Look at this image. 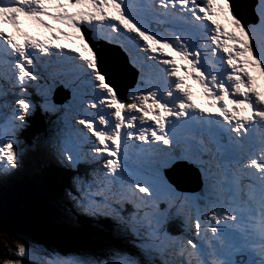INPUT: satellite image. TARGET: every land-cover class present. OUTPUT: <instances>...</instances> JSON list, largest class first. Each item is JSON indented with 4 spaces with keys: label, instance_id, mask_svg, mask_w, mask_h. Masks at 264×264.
Instances as JSON below:
<instances>
[{
    "label": "rangeland",
    "instance_id": "374dc122",
    "mask_svg": "<svg viewBox=\"0 0 264 264\" xmlns=\"http://www.w3.org/2000/svg\"><path fill=\"white\" fill-rule=\"evenodd\" d=\"M26 1L23 3L24 14L22 15L25 19V23H23L20 28H15L9 25L6 20L7 17L4 19L3 16L4 10L10 14V10L18 5L19 2L17 0H0V40L2 42V40L4 41V38L13 37L14 32H17L23 40V55L27 58L29 69L32 70L31 72L22 71L20 79H16L14 72L15 69H12L13 71L11 74L6 70L8 64L5 65L3 62L8 58V54L7 51L2 48V52H0V69L5 72V74L2 76L0 74V181L11 176L14 177L16 173L22 171H25L26 173L31 171V173H33V170L38 168L33 167V169H30L28 166H25V169L21 168L19 171H16L18 168L13 166V161L17 158L16 152L20 151L21 146L23 147V145H26L23 144L24 137L22 132L18 130L20 122L24 121L29 110L34 108L33 101L27 98L31 97V91L35 89L39 90L38 95L49 94L50 96L46 82L49 83L51 77L44 73V71H47L48 69H42L39 64H36V59H29L32 52H35L33 51L35 46H43V49L46 50L42 51L41 54L49 55V58L54 64L59 63L58 59L61 57L65 59L60 60L59 66L50 65V69L55 79L66 78L72 79L75 82L82 78L80 81L81 85L73 90L72 95L68 99L69 103L73 106L65 105V101L62 104L58 103L51 95L48 102L53 103L56 106L51 105L46 108L51 109V114L54 115V119H58L64 115H67L71 119H76V115L93 114L92 118L85 116V118H82L81 120L77 119L80 122L84 121L89 123L88 126L92 129H99V131L95 133L96 143L91 145V149H93L94 154L105 153L112 157L113 161H116L115 155H118L119 146H122L123 137L129 136L127 128L133 126V121L138 118V114L141 113L138 108L139 104L141 103L145 105L147 112L157 111L161 116L167 111L165 100L169 93L170 96L177 98V100H174L169 104L168 108L169 113H174L173 115H176L173 110H175L174 108L178 107L182 102L179 93L181 92V88L180 86H177V84H181V81L186 79L189 82V90H191L199 85L198 78L200 76H203L205 85H208L213 84L219 78L218 75L223 72L222 68L225 63L224 60L228 58V47L223 45L221 37H219L220 31L222 30L221 24L228 29L230 27L229 25H231L232 31L243 35L247 28L243 26L245 23L232 13L228 0H210L217 8L214 13L216 15L218 14L219 22L216 21L214 16L207 17L204 12L203 15L205 20L201 18L198 22H194L191 14L185 16V12L190 9H195L190 0H177V3L186 9L183 8L180 10L182 11L180 13L181 16L174 14L172 10H168L169 14L173 16L176 15L173 18L170 15L166 16V14H162L160 11L161 9L157 8L154 4L155 0H149V2H151L150 4L148 3V0H43L44 6L46 7L45 10H42L43 12L37 11L38 8L36 5L41 3L38 0H30L34 4L31 2L26 3ZM141 2H145L146 6L151 8V13L154 17H149L151 22L148 24L146 23L143 13L139 12L135 6V4L140 6ZM262 3L264 4V0H251V3H249V6L253 8L251 16L254 17L255 22H252L249 25L248 32H255V35L259 40H262V34H260L258 30L254 31V27H258L261 23H264ZM180 11L177 10V12ZM158 14L161 23L155 20V18L158 17ZM22 17L17 15L15 20H19ZM175 18L182 20H179L182 25L174 23L173 25L175 27H171L170 23H172ZM186 20L192 21L201 27L193 30L186 23H183ZM251 25L253 26L251 27ZM261 26L264 29V24ZM176 27L180 28L177 29ZM128 28L132 29L135 33L141 32L149 42V47L146 48L142 46V48H140L139 45V48H137V45H129L127 48L129 51L133 50L135 52L134 54L141 53L139 56L144 60L142 69L145 74L143 75L144 81H139L141 84H136L135 88L129 89L130 91L128 90V96L134 98L132 100L133 103H125V105H123L122 101L116 96L114 89L106 83L105 78L101 74V65L97 63V53L92 46H95V41L100 42L104 39L103 33L105 30H107L105 31L106 38L117 42L118 44H122V41L116 36L126 38V30H128ZM203 29H206V32H200ZM87 32L89 33V36L87 35ZM196 32L200 33L198 34ZM130 34L134 38L133 33L130 32ZM69 37L73 39L72 44L76 47H65L67 46V38ZM187 44L190 45L188 46ZM145 45L148 44L146 43ZM251 46L254 51L258 52L257 59L262 72L264 73V52L257 43H252ZM47 48H56L55 56H53L52 53L50 55L48 52L50 50H47ZM118 49L120 50V48ZM81 50L85 52L86 56L83 54V56H81ZM186 51L187 53H185ZM206 55H208V58ZM37 59L40 63L49 64L45 57L40 54L37 56ZM136 59L134 56L130 57L131 63L139 68L141 66V61L139 59L136 61ZM72 61L80 63L81 65L73 70L63 71V68L72 64ZM53 67L60 68L55 72ZM129 70L132 72L130 67L126 68L124 71L127 73ZM136 71L137 70H134L139 79L142 76ZM207 78H211V80ZM23 79L29 87L28 90L27 87L21 86L25 84ZM61 84L68 87H71L72 85L71 82ZM201 85L203 86V84ZM68 87L62 88L68 91ZM176 87L178 89L177 92L172 90ZM22 89L25 90L22 91ZM204 89L206 92H209L207 88L204 87ZM127 101L130 100L128 99ZM134 102L136 104H134ZM12 111L13 113H10ZM250 111L251 110H248L244 115H248L249 118L252 119L253 114L250 113ZM100 122L103 123V125L100 124ZM138 122V119H136V123ZM231 122L233 123L232 120ZM227 124H229V121ZM71 127L76 128L75 124H72ZM60 129H63V133L54 135L53 133L55 130L51 127H47L49 133L46 137H42L29 144L32 148L26 149V151L30 150V154L26 157V160L30 162V164L42 165L45 163V160L47 159L46 149L50 143H55L57 146L51 144L48 147V156L53 155L55 159H57V157L61 158V161L59 159L57 160L63 162V158L58 148H61V152H63L62 155L67 160L70 158V155L72 158H74L73 156H76L77 148L68 137L69 128L65 126ZM60 129L57 128V132L60 131ZM221 132L225 133L227 139H230L228 133L219 129L216 126L215 121L209 117V115L205 116L203 131L205 135H202L197 131L200 135L199 138L194 139L189 137L188 141H190L191 146L182 143L181 150L184 151L183 156L186 158V161H190L198 166H201L202 163L204 164L203 160H207L208 155L212 156L215 164H211V167L209 166V168H207V172L209 173V177L214 179V188L210 189V187L204 183V169L202 171V173L204 172L203 188L206 195L210 196L209 199L206 198L207 200L212 202L216 198L219 201H223V207H225L228 203V201H225L227 199L225 195L231 190V188L224 181V178L219 176V172L217 171L220 170L217 161L222 165V158L217 159V157H214L213 153L215 144L219 143L221 140ZM179 133H181V131ZM233 136L236 137V135ZM207 137L209 138L207 139ZM75 138L80 145H83V134L81 131H78L75 134ZM202 139L207 143L208 147V151H206L205 155L204 149L201 150L200 140ZM87 140L92 141V139ZM12 144H15V151H13V148H10ZM221 145L224 146L223 143H221ZM242 145L243 147H238L236 151L246 159L244 156L245 146L244 144ZM53 149H57L56 152H53ZM124 153H126V151ZM105 154L93 157L84 152L82 153V156L89 158V160L93 162L99 156H104L103 159H105ZM201 157L203 160L200 159ZM120 160L123 162L126 172L121 173L118 168H116V171L123 174V176L120 174L121 177H117L118 179L114 180L116 172L113 168L107 169L103 172L101 171L103 175L107 173V176L104 177L92 173L94 174V177L89 178V184L83 185L79 183L77 184V182L75 183L77 184V190L74 192L79 194L76 200L78 204L75 202L73 193L67 192V196L73 200L74 207L79 214L93 213V211L95 213H103L102 211H105L103 208L108 211L116 210V204L119 201L121 204L129 201L131 204L133 203L136 205L134 208H139V211L141 209L142 211H140L139 214H134L132 217H130L132 213L131 209H126L127 214L130 215V218H126L129 219L127 231L132 235L133 242H124L126 245L124 251H115L109 257L108 254L106 255L107 258L104 260L100 257L95 258L92 254L84 253L80 250H77L80 257L76 255L62 254L46 255L42 252H38V242L31 239L27 234L13 230L14 233H11L8 229H0V264H16V262H19L22 258H29L37 264H144L145 260L143 257H146V255H141V250L138 249L141 244L147 246L148 250L150 248V254L153 253V251H151V245H154V252L159 254L166 264H170L166 261L167 259L172 261L171 264H187L184 259L174 258L175 250L178 245H182L190 251L192 248L197 249L198 244L196 243V240H198L201 233L203 240H208V231L200 229L202 228V225L206 223V216L209 214L208 210L195 203L196 201L192 197L178 196L175 193L174 188L171 190V186L164 181L163 174L167 172L164 168L150 167L149 169L153 177V182L158 185L151 184L149 181L148 184L144 183L143 185H140L132 174L136 167L131 165L128 161H124L123 159ZM17 162L21 163V160ZM104 163L107 164L106 161ZM111 166H114V164ZM127 173L132 175L126 177ZM139 174L142 175L141 173ZM223 174L225 175V172ZM117 186L121 188H117ZM84 187L86 189H84ZM134 190L139 193V196L135 199L133 197V195L135 196ZM145 199H149L153 202V204L151 202L152 205L150 208H147L148 206H146L147 203ZM96 206H101L103 208L101 210V208L99 209ZM60 209L64 210L66 208L62 206ZM211 209H213L212 206ZM61 210L59 215L54 219L55 222L61 227L72 230L76 226V224L75 226H71L76 219L75 215L73 213H63ZM210 211H212V218L213 211H217V219H220L221 221L226 219L221 215V209ZM230 211H232V209H229L227 213H230ZM47 212L51 216V212L48 210ZM187 212H190L191 214L188 215ZM179 213L182 214L185 222V233L180 236L175 234V236H172L171 234L168 235L166 231V222L171 216L178 215ZM62 214L65 215L60 218ZM230 215L234 218L233 214ZM215 222L217 221L214 220V222H210V219L207 216L205 228L208 230L215 228L216 230L218 225H211V223L215 224ZM140 227H146L141 230L143 231V237L152 238L143 240L139 233ZM96 229L97 234H102L97 239H92L90 235H80L75 230L74 235L62 237L58 241L72 250H76L74 249L76 245L82 246V239L93 242L97 240L106 242L121 241L119 234L117 237H109L105 235V231L101 228L96 227ZM218 229L221 231V227H218ZM117 230L118 228L116 227L115 231ZM216 232L214 231V233ZM163 235L166 236V239H164L161 244L159 240H161L160 237ZM156 237L159 238V240ZM207 246L210 250L208 251V257L199 254L200 256H203L202 263L215 264V260L218 259L215 254L220 253L215 252L212 249L213 245L208 243ZM144 252L146 251L144 250ZM191 253L195 254V251L192 250ZM148 259L153 264H155V262L157 264H162L160 258L153 259L152 257H148ZM196 264L201 263L197 261ZM220 264L231 263L222 262L220 260Z\"/></svg>",
    "mask_w": 264,
    "mask_h": 264
},
{
    "label": "clouds",
    "instance_id": "9594fccd",
    "mask_svg": "<svg viewBox=\"0 0 264 264\" xmlns=\"http://www.w3.org/2000/svg\"><path fill=\"white\" fill-rule=\"evenodd\" d=\"M228 1L230 3V10L232 11V2L230 0H228ZM135 6L139 12L143 13L145 20H146V23L147 24L150 23L151 19L146 14V12L143 11L142 7H140L139 5H135ZM252 12H253L252 7L247 6L246 8H244V14L248 17V23H245L240 17H238L236 15L235 12L232 11V13H234L241 21H243L245 23V24H243V26L247 27L246 30L244 31V35L239 33L238 36L243 37L246 40V43L250 49V52L253 54L254 58L256 59V63H257V65H256L257 66V73L256 74H257L258 80L249 78V77L242 74V75H240L234 79H225V80H222V81L217 82L215 84L213 83V84L205 85L203 79H201L200 81L198 80L199 85L196 88L189 90L188 80L183 79L181 81V84H177V86H180V88H181L180 99L182 102L179 104L178 107L175 108V110H173V111H175L176 115H173V113H169V110H168L169 104L172 103L174 100H177V98L170 96L169 93H168L166 100H165L167 111L164 114H162L161 116L158 114L157 111L147 112L145 105L140 103L139 106L138 105L137 106H138L139 110L141 111V115L138 116V118H136L140 122V125H139V127L137 126L136 119H135L133 121V123H134L133 126L127 128L129 136L123 137L122 146H119L118 155L117 156L115 155L116 161H118L119 156L123 159V154L125 151L130 152L134 148L138 147L140 141L139 140L138 141H132V139L135 136L141 138L143 141V147H145L147 150H149L152 153L158 152L161 149V144H166V142H167V144L172 145V143H169L168 141H164L163 139L165 138V139L174 140V137L172 136V132L174 134H178V132H180V131H178L177 128H182L181 133L185 136L184 139H182L180 141L185 142V143H190V141H188L189 137L196 138V137L200 136L199 133H197V131H199L202 135H205L203 133L204 125H205V116H208V115H209V117H211L215 121V124L219 129L224 130L228 133V136H230L231 131L234 129L242 130L244 125L250 126V124H251L250 118L248 115H244V113H246V111H248V109L254 108L255 104H257V105L264 104V79H263L264 77L262 78V74H263L262 69H261V66H260L258 59H257L258 52L254 51L252 46H251L252 43H257L258 45H260L262 51L264 52V29L262 28V26L261 27H254V31L258 30L259 33L262 34V40H259L256 37L255 32H253V33L248 32L249 25L252 22H255L254 17L251 16ZM263 22H264V20H263ZM263 24L264 23H261L260 25H263ZM229 26H230L229 29H232L231 25H229ZM46 31H47V29H46ZM105 31H107V30H105ZM105 31L103 33V38L106 39L107 41L102 39L100 42L96 41V43H94L95 46H92V44H91V46L93 47V49L97 53L96 55H99V52L104 54L105 46H107L108 48L109 47L120 48V50L118 48L117 49L124 55V57L126 59L127 68L130 67L132 69V72L130 70L127 72V75L129 77V79L131 80V82H134V85L131 86L129 89L135 88L136 84H141V83H139V81H141V82L144 81L142 79L143 75L145 74L143 72L144 70L142 69L143 64H144V60H142L139 56V55H141V53L140 54H134L135 52L133 50L129 51L127 48L129 47V45H133V46L137 45V48H139V45H140V48H142V46L148 48L149 42L145 39V37L143 36V34L141 32L135 33L130 28H128V30H126V38L116 36L115 34H113L109 31L111 34H113L114 36H116L118 39H120L122 41V44H118L117 42L111 41L110 39L106 38ZM129 31H131L133 33V35L135 36L134 38L128 36ZM87 35L89 36L88 32H87ZM142 38H143V40H142ZM146 43L148 45H145ZM8 52L13 54V50H11V49H8ZM131 56L137 57L141 61V66L139 68L135 67L131 63V61H130ZM59 65H60V63L54 64V66H59ZM45 69H48V70L47 71L45 70L44 73H46V75H50V77H51V80H49V83L46 82L48 85L50 96L52 95L54 100L58 103L62 104L65 101L64 102L65 105L73 106L71 103H69L68 99L72 95L73 90L77 89L81 85V82L80 81L74 82L72 79H66V78L65 79H60V78L55 79L54 75L50 69V66L46 67ZM100 69H101V74L105 78L106 83L109 86H111L109 84V77L105 73V71L103 70L102 65H101ZM22 70L27 71V72L32 71L31 69H29V67L26 63L22 64ZM134 70H137L138 73L142 77H140L138 79ZM1 71L2 70L0 69V74H1ZM136 78H137V80H136ZM24 82H25L24 85L27 86V90H28L29 87L26 84L25 80H24ZM68 82L72 83L71 87L64 86L61 84V83H68ZM201 84H203V86ZM62 87H68V91H66ZM204 87L207 88L209 90V92H206ZM172 90L177 92L178 89L176 87ZM114 91H115V89H114ZM129 91L125 94V97L117 94V92L115 91L116 96L122 101L123 105H125V103L128 99L130 101H132L134 99V98H131L128 96ZM38 92H39L38 89L31 91V97L27 98V99L33 101L34 108L32 110H29V113L26 114L25 120L20 122V127L18 128V130H20L22 132V135L24 137L23 144H26V145H23V147L21 146L20 151L16 152L17 158L13 161V164H14L13 166L18 168L16 171H19L21 168L25 169V166H28L30 169H33V167H38V168H35L33 170V173H31V171H29L28 173H26L25 171H22L20 173H16V175L14 177L11 176L9 178H4L2 181H0V188L14 187L19 183L18 181H21L22 179L27 178V176L36 177L37 179H39L40 181H42L44 183V181L39 178V176L41 174L39 172V170L43 169L45 166L51 167V168H53V170H50L49 172L44 173L42 175H46V176H48V178H52L57 183H61V184L63 183V181L65 182V180H68V179H72V182H74L64 192V196L66 197L64 199L65 200L64 203L66 204V206H68L72 210L73 214L76 215V219H79V218L87 215L90 217L87 224L91 223L94 226V228L95 227L100 228V226H101L100 223H102V221L103 222L106 221L109 225H111V227L113 229H115L116 226L113 224V223H115V221L113 219H126L128 217H124V216H130L127 214V211L125 209H121L120 207L116 206L117 207L116 210L108 211L102 207L103 210H105V211H103L104 215L106 217H109L112 219H108V218L105 219L100 214V212L95 213L94 211H93V213L79 214V212H77L75 207H74L73 200L67 196V192L72 193L73 191L77 190V187L75 185L76 182L80 183V180L82 178H87V177H89L90 174L96 173L95 168L99 172V175L102 176V172L107 170V169H111V165L114 162L112 157H110L109 155H107L105 153H101V154L106 155L105 159L101 160V164L100 163H93L89 160V158L82 156V153H84V152L87 155L93 156V157L101 155V154H94L93 149H91V145L96 143L95 133L98 132L99 129H96V130L92 129L88 126L89 123H86L84 121L80 122L77 120V119L81 120L82 118H85V116L92 118L93 114H91V115H76V119H71L67 115H64L63 117H60L58 119H54V115L51 114V112H52L51 109H48L46 107L51 106V105L52 106H56V105L48 102V100L50 98L49 94L48 95H38ZM256 92H258V93L256 94ZM35 97H42L43 101H44L43 102L44 103L43 109L48 110V114H46L44 111H41L40 115H38L39 117L42 118L43 123H44V128L39 133V136L33 135V133L30 132L29 128H28L31 126V123H33L32 120L35 119L33 116V112L38 113L36 111V105H38V103H37L38 101L35 100ZM135 99H137V98H135ZM134 104H136V103L134 102ZM158 104H160V103H158ZM206 109H207V111H206ZM144 111H145V113H144ZM10 113H13V111ZM231 120L233 121V123L231 122ZM228 121H229L230 125L227 124ZM47 123H49V124H47ZM45 124H47V125H45ZM72 124H75L76 128H72L71 127ZM100 124L103 125V123H101V122H100ZM187 124H189V125H187ZM65 126H67L69 128V131H68L69 139L72 140V142L74 143V145L77 148V154H76V156H73L74 158H72L70 155L71 159L69 158L67 160L65 157H63V155H62L63 152H61V148L59 149L58 147L57 148H58V150H59V152L63 158V162H60L57 159H55L53 157V155L48 156V154H49L48 153V147L51 144L55 145V143H50L46 149L47 159L45 160L44 164L34 165V164H30V162H28L26 160V157H28L30 154L29 153L30 150L26 151V149L32 148V146H29V144H31L34 141H37L38 139H40L42 137H46L49 133V131L47 130V127L53 128L55 130V132L53 134L57 135L58 133H63V129H60V128L61 127L64 128ZM57 128H59L60 131L57 132ZM195 129H196V131H195ZM78 131H81L83 134V145H80L79 142L75 138V134ZM25 133L28 135H24ZM221 133H223V132H221ZM34 136H36V138L33 140ZM208 138L209 137H207V139ZM87 139H92V141H89ZM14 146H15V144H12L10 146V148H13V151H15ZM55 146H57V145H55ZM256 147H258V145H256ZM207 151H208V149H207ZM168 155H169V150L167 152V156ZM170 157H171V154H170ZM20 160H21V163H18L17 161H20ZM70 160L72 163L70 162ZM165 160H167V161L166 162L165 161H159L154 165H148V166L156 167V168L161 167L167 171L163 174L164 181L166 183H168L169 186H171V190H173V188H174L175 193L178 196H186V197L190 196V197H192L196 201L195 203H197L202 208H206L208 210L209 214L211 212L210 210L221 209V208L216 207L209 200H207L210 198V196L206 195V193L204 191L203 173H202V170L200 169V167L198 165H195L189 161H186L184 159L183 155L179 156L176 161H174L173 158H170V159L166 158ZM105 161L107 162V164L104 163ZM83 167L87 168L84 175H82V168ZM193 168H195L200 174V177H201L200 189L197 190L196 193H192V191H190V190H179L177 188V186L173 183V181H171L170 174H171V176H174V177L179 176L181 179H183L185 181V183L187 185H190L191 179H190L189 171ZM122 172H126L125 169L121 170V173ZM238 172L240 173L241 171L239 170ZM121 173L116 172V177L114 178V180L118 179L117 177H121V175H120ZM139 173H141L142 175H140ZM132 174L135 176L136 181H138L140 185H143L144 183L148 184V181L151 184L158 185L157 183L153 182V177H152V174L150 173L149 170L144 169L142 172H134L133 171ZM132 174L127 173L126 177H129ZM105 175L107 176V173ZM52 187H59V186L53 185ZM45 188H46V186H45ZM117 188H121V187L117 186ZM55 189H57V188H55ZM3 190H5V189H3ZM46 191L49 193V198H50L48 200V203L53 207L54 203H52L51 194L47 189H46ZM0 192H1V189H0ZM122 204L124 205V207H126V209H131V203L129 201L123 202ZM62 206L65 207L63 204H59V207H62ZM211 206L213 207V209H211ZM49 211L51 212V217L53 219H55L58 216L57 213L53 212L52 208H49ZM171 211H173V210H171ZM61 212L72 214V212H70L67 208L64 210H61ZM115 212H117V213H115ZM216 212L217 211H213V220H220V219H217ZM117 214H119V215H117ZM120 216H123V217H120ZM207 216H206V223H207ZM180 217H182V219ZM169 220H177L181 225V231L177 232L174 228H169L167 226L166 231H167L168 235L169 234H173V235L175 234V235L180 236V235L185 233V222H184V219H183V216L181 213H179L178 215L171 216L168 219V221ZM168 221L166 222V224L168 223ZM149 226H146V227H149ZM146 227H144V228H146ZM0 229H8L11 233H14L13 232L14 230L12 231V229L7 228L3 224L0 225ZM200 229L204 230L205 224L202 225V228H200ZM262 229L264 230V223H262ZM206 230L208 231V233H207L208 240L204 241L202 233H201L198 237V240H196V243L198 244L197 249H194V248L191 249V251L192 250L195 251L197 259H199V256H200V255H197V253H196L197 251L199 252V254L206 256V252H207L206 243L211 239L210 235H213L210 230H208V229H206ZM100 235L101 234L96 235V237H94L92 239H97ZM150 238H152V237H146L147 240ZM157 239L159 240V238H157ZM160 239L161 240H159V242L163 243V240L166 239V236L163 235L162 237H160ZM82 246H88L92 249L102 250L103 253L105 254L103 257H100L102 260L107 258L106 255H108V254H109L108 255V257H109L115 251H124L125 250V246H123L121 243L115 244L112 242H106V241H102V240H97V241L93 242V241H87V240L82 239ZM38 247H39L38 252L39 253L42 252L46 255L64 254V253L68 252L69 255H74V256L76 255V256L80 257L79 253L77 252V249L73 250L71 252V251L67 250L68 247H65L62 245H60V247H45L42 244L38 243ZM149 251H150V248H149ZM151 251H153V252L155 251L154 245H151ZM133 252H135V251H133ZM155 254H157V253H155ZM157 255H159V254H157ZM202 255H201V257H203ZM231 260L234 262H241L242 261V259L239 257V255L235 252L234 249H232ZM202 261H203V258H202V260L199 259V263L204 264V263H202ZM16 264H37V263L34 262L33 260L29 259V258H22L19 262H16ZM144 264H149V262H147L145 260Z\"/></svg>",
    "mask_w": 264,
    "mask_h": 264
},
{
    "label": "water",
    "instance_id": "95a60500",
    "mask_svg": "<svg viewBox=\"0 0 264 264\" xmlns=\"http://www.w3.org/2000/svg\"><path fill=\"white\" fill-rule=\"evenodd\" d=\"M232 11L236 13L245 23L248 17L244 14V8L249 6L251 0H230ZM102 53L99 52V55ZM104 55L111 58L114 66L125 70L126 59L124 55L113 47L105 46ZM109 77V84L115 89L117 94L125 97L129 86L125 81H117L111 84L108 69L102 66ZM134 82H132V86ZM191 184L187 185L179 176L174 177L170 174V179L179 190H190L196 193L201 187V177L199 172L193 168L189 171ZM14 187L0 188V225L3 224L19 233L27 234L31 239L45 247H68L58 240L65 236L74 235L73 230L59 226L47 212L52 206L48 203L49 193L46 191L42 181L33 176L18 181ZM5 189V190H3ZM74 249L84 253L92 254L94 257H103L105 254L100 249H92L88 246L76 245Z\"/></svg>",
    "mask_w": 264,
    "mask_h": 264
},
{
    "label": "bare ground",
    "instance_id": "6f19581e",
    "mask_svg": "<svg viewBox=\"0 0 264 264\" xmlns=\"http://www.w3.org/2000/svg\"><path fill=\"white\" fill-rule=\"evenodd\" d=\"M39 2H41L39 5L37 4L36 5V7L38 8L37 9V11H42V10H45V6H44V3H43V0H38ZM177 1V0H176ZM218 1V0H217ZM29 2H31L30 0H28V1H26V3H29ZM36 2V1H35ZM32 3V2H31ZM148 3L150 4L151 2H149V0H148ZM217 3V2H216ZM32 4H34V3H32ZM52 4V3H51ZM222 4V3H221ZM184 5V4H183ZM51 6V5H50ZM36 7H35V9H36ZM148 7V6H147ZM51 8V7H50ZM150 10H151V8L150 7H148ZM52 9V8H51ZM262 9H263V12H264V4L262 3ZM50 11V10H49ZM43 12V11H42ZM47 12V11H46ZM51 12V11H50ZM261 13V12H260ZM166 16H168L167 14H166ZM222 16V15H221ZM263 16H264V14H263ZM178 17V16H177ZM224 17V16H223ZM227 19V18H226ZM180 19H178V18H175L174 19V21L172 22V23H170V24H174L175 22H177V21H179ZM180 21H182V20H180ZM183 23H186L189 27H191L193 30H196V29H199L201 26L200 25H196V24H193V22L192 21H188V20H186V21H184ZM214 26V25H213ZM172 27V26H171ZM234 29V28H233ZM185 30V29H184ZM137 31V30H136ZM214 31V30H213ZM212 31V32H213ZM130 32L131 31H129V33H128V36L129 37H132L133 38V36L130 34ZM169 32V31H168ZM171 32V31H170ZM187 32V31H186ZM196 33H198L199 34V32H196ZM214 33H215V31H214ZM218 34V33H217ZM171 36V35H170ZM216 36V35H215ZM135 37V36H134ZM172 37V36H171ZM219 37H220V35H219ZM218 37V38H219ZM170 38V37H169ZM209 38V37H208ZM143 40V39H142ZM173 40V39H172ZM212 40H214V39H212ZM67 41H68V43H67V46H65V47H67V48H69V47H76L75 45H73L72 44V41H73V39L72 38H67ZM214 43V42H213ZM174 44V43H173ZM181 44V43H180ZM188 45V44H187ZM190 45V44H189ZM188 45V46H189ZM215 46V45H214ZM213 46V47H214ZM0 47H1V45H0ZM191 47V46H190ZM210 47V46H209ZM216 47V46H215ZM214 47V48H215ZM219 47V46H218ZM217 47V48H218ZM41 49H43V46H41L40 47ZM187 48H189V47H187ZM186 48V49H187ZM64 49V48H63ZM199 49V48H198ZM211 49V48H210ZM224 49V48H223ZM189 50V49H188ZM213 50V49H212ZM214 51V50H213ZM218 51V50H217ZM74 52V51H73ZM80 53H81V56H83V55H85V52L84 51H80ZM185 53H187V51L185 52ZM222 53V52H221ZM83 54V55H82ZM195 55V54H194ZM86 56V55H85ZM207 56V58H208V55H206ZM78 57V56H77ZM80 57V56H79ZM97 57V63L99 64V65H102V66H105L107 69H108V72H109V75H110V81H111V84H115L117 81H126V83L129 85V86H132V82H131V80L129 79V77H128V75H127V73L123 70V69H121L120 67H118V66H114L113 65V63H114V61L111 59V58H109L107 55H104V54H101V55H97L96 56ZM198 57V56H197ZM76 58V57H75ZM135 59H136V57H134ZM138 59V58H137ZM137 59H136V61H137ZM139 61V60H138ZM225 61V60H224ZM81 64L80 63H77V62H75V61H72V64H70L68 67H66V68H63L64 70L63 71H69V70H73L74 68H76L77 66H80ZM3 66V65H2ZM60 67H53V70L55 71V72H57L58 71V69H59ZM207 68V67H206ZM205 70V69H204ZM216 70V69H215ZM203 71V70H202ZM203 73V72H202ZM263 73V72H262ZM212 74V73H211ZM213 77V76H212ZM262 77H264V73H263V76ZM4 78V77H3ZM215 78V77H214ZM207 79H210L211 80V78H207ZM216 79V78H215ZM205 80V79H204ZM209 80V81H210ZM169 81V80H168ZM213 81V80H212ZM205 84V83H204ZM180 93V92H179ZM174 94H176V93H174ZM5 98H7V97H5ZM8 99V98H7ZM133 103V102H132ZM176 104V103H175ZM165 107V106H164ZM175 107V106H174ZM162 108V107H161ZM176 108V107H175ZM174 108V109H175ZM171 109V108H170ZM159 110V109H158ZM167 110V109H166ZM171 112V111H170ZM174 114V113H173ZM139 116L141 115V113H139L138 114ZM138 124V126L140 125V122H138L137 123ZM239 135L242 137V133L240 132L239 133ZM236 137H237V135H236ZM220 143V142H219ZM200 144H201V150L202 149H204V155L206 154V151H207V149H208V147H207V143L206 142H204L203 141V139L202 140H200ZM217 144V143H216ZM240 147H243V145L241 144L240 145ZM56 150L57 149H53L52 151L53 152H56ZM48 153H49V150H48ZM202 156H203V154H202ZM104 158V156H99L95 161H93V163H100L101 164V160ZM204 158V157H203ZM207 160H203L202 159V157L200 158V159H202L203 160V162H204V164L202 163V165L200 166V168H201V170L203 171V169L205 170V173H204V183L206 184V185H208L209 187H210V189H213L214 188V184H213V178H211V177H209V173L207 172V168H209V166L211 167V164H215L214 163V160H213V158H212V156L211 155H208L207 156ZM57 159H59L60 161H61V158H58L57 157ZM242 159H243V157H242ZM212 170V169H211ZM122 176H123V174H121ZM92 178V177H94V174H91L90 176H89V178ZM105 181V180H104ZM111 181V180H110ZM78 184V183H77ZM77 184H75L76 186H77ZM84 189H86L85 187H84ZM73 193V196H74V199H75V202H76V204H78L77 203V196H79V194L77 193V192H72ZM134 194H135V196L133 195V197H134V199L135 198H137V196H139V193L137 192V191H135L134 190ZM145 201H146V206H148L147 208H150L151 207V205L153 204V202L151 201V200H149V199H145ZM151 202H152V204H151ZM133 204V203H132ZM131 204V217L134 215V214H139L140 213V211H142L141 209H140V211H139V208H134V206H136V205H132ZM226 205V204H225ZM226 207V206H225ZM229 209H234L233 207H226V208H221V215L222 216H224L225 218H226V220H228V219H232L233 217L230 215V213H227V211H229ZM70 211V210H69ZM77 211V210H76ZM97 212V211H96ZM187 214L188 215H190L191 213L190 212H187ZM65 215V214H64ZM63 214L60 216V218H62L63 216H64ZM208 215V214H207ZM124 217H128L129 218V216H124ZM60 218H59V220H60ZM208 218L210 219V222L212 221L213 222V218H212V211L210 212V214L208 215ZM79 220L80 219H75L74 220V222H73V224H71V226H74L75 224L77 225V223H79ZM65 223V222H64ZM67 224V223H66ZM190 227V226H189ZM217 227H220L219 225L217 226ZM73 230V232H75L74 231V229H72ZM220 231V230H219ZM222 231V230H221ZM215 232H216V230H215ZM172 236H175V235H173V234H171ZM227 244H230V242H228ZM227 244H225V247H226V245ZM192 251H190V250H188V249H186L185 247H183L182 245H178V247H177V249L175 250V253H174V258L176 257V258H181V259H184V260H186V262H187V264H196V262L197 261H199V259H197L196 260V254H193V253H191ZM196 256V257H195ZM172 260H173V258H172ZM166 261H168L170 264L172 263V261L170 260V259H167ZM174 261V260H173ZM215 264H220V259H216L215 260Z\"/></svg>",
    "mask_w": 264,
    "mask_h": 264
},
{
    "label": "trees",
    "instance_id": "16d2710c",
    "mask_svg": "<svg viewBox=\"0 0 264 264\" xmlns=\"http://www.w3.org/2000/svg\"><path fill=\"white\" fill-rule=\"evenodd\" d=\"M46 98V97H45ZM35 100H37L38 102V105H36V112H33V116H34V120L33 123H31V126L28 127L29 128V131L33 133V135H36V136H39V133L41 132V130H43L44 128V123H43V120L41 117H39L38 115H40L41 111H44L46 114H48V110H44L43 109V98L42 97H35ZM127 104H130L132 103V101H127L126 102ZM49 124V123H47ZM45 124V125H47ZM31 134V133H30ZM24 135H28V134H24ZM36 136H34L33 140L36 138ZM50 170H53V168L51 167H44L43 169H40L39 172L41 173L39 178L41 180L44 181V184L46 186V189L50 192L51 194V200H52V203L53 204V212L54 213H57L59 215L60 213V207H59V204H63L68 210H70V212H72V210L66 206V204L64 203V199L66 198L64 196V192L65 190L71 186L72 183V179H68V180H65V182L63 181V183H57L55 180H53L52 178H48V176L46 175H42L44 173H47L49 172ZM17 180V179H16ZM53 185H57L59 187H52ZM57 188V189H55ZM73 213V212H72ZM89 216H83L82 218H79V223H77V225L75 226L74 231L76 230V232H78L80 235H94V234H97V229L96 227L94 228V226L89 223ZM182 219V217H180ZM116 227L118 226V222L115 221V223H113ZM78 226V227H77ZM167 226L169 228H174L177 232L181 231V225L180 223L177 221V220H169L168 223H167ZM77 227V228H76ZM102 230L103 227H100ZM113 232L115 233V229H113Z\"/></svg>",
    "mask_w": 264,
    "mask_h": 264
},
{
    "label": "flooded vegetation",
    "instance_id": "af4514ba",
    "mask_svg": "<svg viewBox=\"0 0 264 264\" xmlns=\"http://www.w3.org/2000/svg\"><path fill=\"white\" fill-rule=\"evenodd\" d=\"M251 26H253V25H251ZM257 27V26H256ZM258 27H261V25L260 26H258Z\"/></svg>",
    "mask_w": 264,
    "mask_h": 264
}]
</instances>
